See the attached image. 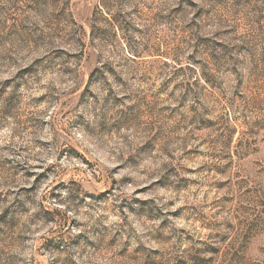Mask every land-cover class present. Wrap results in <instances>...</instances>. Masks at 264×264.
Masks as SVG:
<instances>
[{"label": "clouds", "instance_id": "1", "mask_svg": "<svg viewBox=\"0 0 264 264\" xmlns=\"http://www.w3.org/2000/svg\"><path fill=\"white\" fill-rule=\"evenodd\" d=\"M0 264H264V0H0Z\"/></svg>", "mask_w": 264, "mask_h": 264}]
</instances>
